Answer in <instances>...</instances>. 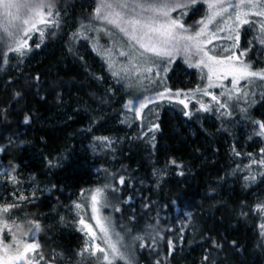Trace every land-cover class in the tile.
<instances>
[{
  "label": "trees",
  "instance_id": "obj_1",
  "mask_svg": "<svg viewBox=\"0 0 264 264\" xmlns=\"http://www.w3.org/2000/svg\"><path fill=\"white\" fill-rule=\"evenodd\" d=\"M63 2L74 6L77 18L89 16L84 0H57V6ZM60 37L57 33L54 43L45 40L18 68H11L10 58L6 65L0 61V149H4L0 161L7 168L9 162L16 165L13 175L19 183L36 189L16 211L48 226L38 239L50 264H97L87 253L77 255L83 248L81 233L65 212L98 177L99 187L107 178L112 183L110 174H124L126 184L119 192L120 212L107 208L109 213L119 228H130L133 235L154 225L164 236L158 251L166 264H205L208 251L215 264H264V239L258 228L264 214L253 210L264 201V183L258 182L257 175L252 182L244 180L249 175L243 167L249 163V147L241 156L234 155L224 132L218 131L231 122L223 123L207 113L185 119L182 109L165 105L159 109L160 130L153 149L146 140L136 139L140 121L133 122V129L128 126L127 134L119 130L127 96L117 82L109 84L103 62L91 49L79 50L76 43L69 52V41ZM242 45L240 41L242 48L249 43ZM253 64L261 67L264 61ZM36 75L40 87L29 90L25 85L34 84ZM168 77L177 89L184 85L175 70ZM17 91L22 92L19 99L14 97ZM165 109H172L174 117L167 119ZM25 115L30 116L29 124L23 123ZM209 117L221 125L209 124ZM183 119L191 126V134ZM113 125L108 148L102 149L99 141L95 146L87 143L109 133ZM82 133L86 136L80 137ZM171 159L183 164V169L170 164ZM181 170L183 176L178 175ZM3 192L0 186V197ZM129 196L131 201L123 203ZM16 203L20 202L14 197L4 202ZM209 238L218 240L222 248L213 249ZM167 239L175 244L170 255ZM135 255L136 264H153L155 259L148 248L137 246Z\"/></svg>",
  "mask_w": 264,
  "mask_h": 264
},
{
  "label": "snow or ice",
  "instance_id": "obj_2",
  "mask_svg": "<svg viewBox=\"0 0 264 264\" xmlns=\"http://www.w3.org/2000/svg\"><path fill=\"white\" fill-rule=\"evenodd\" d=\"M204 4L207 5L204 16L193 25H186L184 17L190 11H198V5ZM61 20L57 0H0V61L6 65L12 55L22 62L34 50L29 44L31 34L39 33V42L34 46L39 49L49 35L53 38L57 36ZM244 25L255 28L258 34L248 42V47L241 48L240 29ZM101 33L107 37L106 43L101 41ZM80 39L92 43V50L102 55L113 78L128 91L130 98L123 104L125 113L133 114L128 126L140 121L136 139L146 140L153 149L156 146L155 134L160 130L157 109L163 101H175L182 105V114L192 119L201 112L231 116L232 109L241 102L244 106L240 107V111L246 114L248 108L256 103L257 89H260V98L264 99V66L257 68L250 59H245L252 51L254 41L264 49V0H236L235 3L230 0H96L86 22L81 21L77 30L69 36V52L73 51L72 46ZM213 41H225L227 46L221 45L219 50L216 46L210 48ZM178 56L184 58L189 68L201 71V81L206 80L203 86L197 84L188 90H173L167 84L168 74L173 70L172 65ZM33 79L34 84L25 85L29 90L40 87V76L36 75ZM226 80L230 81V87L224 83ZM213 88L221 89L219 96L211 91ZM21 96V91L14 93L17 99ZM205 97H210V100L205 101ZM190 104H193L194 110L189 109ZM151 116L155 119H150ZM23 123L29 124L30 116L25 115ZM252 123L258 126L256 135L264 137V121L252 120ZM96 139L112 143L108 137ZM233 153L241 155L235 147ZM247 156L249 163L243 167L249 170V175L244 176V180L252 182L256 179L250 171L252 166L264 168V148L260 149L258 159L252 153ZM169 163L179 169L184 167L175 159ZM240 167L237 165V169ZM8 168L10 171L6 169L0 175L19 183L13 175L16 165L9 162ZM110 175L111 184L90 192L91 218L95 220L99 235L93 225L87 223L79 211L77 213L78 224L90 237L77 255L87 253L97 264H114L117 260L124 261V264H136L138 246L148 248L150 254L155 255L153 264H166V257L161 258L158 251L159 241L164 236L154 225H146L143 234L133 235L130 228L117 231L111 215H100L104 208H111L114 212L121 210L119 192L126 184V176ZM178 175L183 176L184 171H179ZM131 179L127 178L129 184ZM27 199L20 195L17 197L20 203L0 205V232L7 229L12 239L11 245H5L0 240V264H50L38 239L40 232L48 230V226L28 213L16 211ZM131 199L129 196L122 202L129 203ZM85 203L73 202V205L82 211ZM145 207L150 205L145 204ZM253 210L264 214V201L257 202ZM130 219L134 221L136 218L132 216ZM9 220L11 223H8ZM258 228L260 237L264 239V222ZM146 240H150V243H146ZM209 243L213 249L222 248L218 240L209 238ZM167 247L170 255L175 248L172 239H167ZM203 261L205 264H215L211 251L204 255Z\"/></svg>",
  "mask_w": 264,
  "mask_h": 264
},
{
  "label": "rangeland",
  "instance_id": "obj_3",
  "mask_svg": "<svg viewBox=\"0 0 264 264\" xmlns=\"http://www.w3.org/2000/svg\"><path fill=\"white\" fill-rule=\"evenodd\" d=\"M84 1L86 2L85 4H87V6H88V7H86V9L84 11L87 12L88 14H90L92 9L95 7L96 0H84ZM230 2L235 3L236 0H230ZM61 4L57 6L58 9L61 10V15H62L61 28L58 31L59 36H61L59 39H60V41H62V39H63V41H69L68 38L71 35V33H73L74 31L77 30L81 21L86 22L87 17L79 19L75 16L76 14L73 11L74 6L72 4H69V3L66 4V2H63ZM200 7L201 8L199 9V11H197V12H191L190 11L189 14L184 17V22L186 25H193L195 22L199 21L204 16V14L207 11V5L204 4ZM77 10L78 11L80 10L79 6H77ZM197 14H199L200 16H197ZM173 15L176 16L177 13H173ZM240 34H241V45H242V42L252 41L258 33H257L255 28H252L249 25H244L240 29ZM47 39L50 40L52 43H54L55 38L51 37L50 35L47 37ZM100 39L102 42H105V43L107 41V37H105L103 33L100 34ZM37 42H39V33L33 32L31 34V39L29 40V44L33 46L34 50H35V47H34L35 43H37ZM76 44L78 45L79 50H82V51H88V49H91V50L93 49L92 43L89 42L88 40H85V39H80L78 42H76ZM221 45L227 46V42H225V41H213V45H209V47L211 48L213 46H216L217 50H219V47ZM251 47L253 49H252V51H250L248 53L249 56L246 57L245 59H248V58L252 59V63H254V62L257 63V60L264 61V49L261 48V46L258 44V42L254 41V43ZM93 52L95 53L97 58H99V60L101 62H103V64L105 65V69H106V71L108 73L107 75L109 77L107 79L109 84H111V86L113 84H116V79L113 78V76L111 75V72L108 70L107 64L105 63V60L102 58V55H98L96 51H93ZM9 58H10L9 65H11V68H18V66L24 61V59H23V61L21 62L19 58H16L12 55H10ZM253 59H256V60H253ZM257 68H259V67H257ZM172 69L175 70V74L178 77L179 81H182L184 84L183 86H181L178 89L188 90L190 88H195L197 84H201V86H203V84L206 83V80L201 81V75H202L201 71L199 69H196V68H189L187 66V64L184 62V58L182 56L176 57L175 63L172 65ZM205 72H206V70H205ZM168 76H169V74H168ZM168 79H169V77H168ZM224 83L226 85H228L229 87L231 86L229 80L224 81ZM241 83L243 84V82H241ZM167 84L173 90L177 89L175 86H173L174 83H172V81L167 80ZM176 84L178 85V83H176ZM119 85H120L121 89H123V91H125V93H126V96H127V98L125 99V101H126L128 98H130L128 91L125 88H123L121 86V84H119ZM117 88H118V90H120V88L118 86H117ZM211 91L219 96L221 89L220 88H213V89H211ZM259 91H260V89H257L256 103L248 108V112L246 114L241 113V111H240V107L244 106L242 102L239 106H236L232 109V115L231 116H221V115H219V113H213V112L207 113V114L214 115L215 118H217L218 120H220L223 123L231 122V123H229L228 127H221V126H219L221 124L218 122H215L211 117H209L207 119V122L209 124L210 123H213V124L217 123V125L220 127V128H218V131L222 130V132H221L222 134L224 132L225 136L223 138L226 141L230 142V145L232 148L235 147V150L237 152L244 153L246 151V146H248L249 147V149H247L248 152L252 153L253 156L256 157L257 159L259 158L260 149L264 148V137L256 135V132L259 131V129H258V126L254 125L252 123V120L264 121V99L260 98ZM181 98H183V97H181ZM204 99H205V101H209L210 97H205ZM165 105L167 107L176 108L180 111L182 109V105L177 104L175 101H173L172 103H169L168 101H163L157 109L158 112H159V109L161 107H164ZM150 107H152V106H150ZM195 107H198V105H196ZM189 109L194 110L193 104H190ZM145 112H148V110L145 109ZM164 112L166 113L167 119H171L174 117V111L172 109H165ZM201 113H204V112H201ZM122 116L123 117H122L121 121H126V122L121 123V121H120L119 125H121V127H119V130L121 129V131L123 133L127 134V132L131 131V129L136 127V124L134 126H132L131 129H127L128 128V122H132V120H133V114L130 112L125 113V109L123 108V115ZM182 116L185 119L187 118L183 114H182ZM149 118L155 119L154 116H151ZM182 123H183L184 127H187L188 132L191 134V126L187 125V123L184 119L182 120ZM114 126L115 125L110 127L109 133H107L106 135H104L102 137H108L109 140L113 142V137H112L111 133L114 131ZM85 136H86L85 133L80 134V137H85ZM97 137H101V135L97 136ZM97 137L93 138L91 141H89V139H88L87 143H89L91 146H95L94 145L95 142L97 143L99 141L100 144H102V146H103L102 149L108 148L107 145L109 143L104 141V140H97L96 139ZM229 137L232 141L229 139ZM238 137H240L241 139H239ZM97 152H99V150ZM245 161L247 162V159H245ZM252 167H254V169H253L254 175H257V177H259L258 182L260 181L261 184H263L264 183V175H261L260 173H264V168H258L256 165H253ZM6 169L8 171H10L9 168H7L6 165H4L0 161V173H4ZM251 173H252V171H251ZM100 182H101V178L98 177L96 180V184L92 188L87 190L84 193V195L80 197V199L78 201H75L78 203H85L87 201V203H85V207L83 208L82 211L75 209L74 205L72 204L71 207L68 209L69 213L65 212L66 219L69 218V220L75 225V227H77L79 229V231L81 233L80 234L81 235L80 240L82 241V246H84L85 241L89 240L90 237L86 234V230H82V226L78 224L77 221L79 219V215H82L87 223L93 225L94 230L99 235V230L96 229V227H95V220H93L91 218L93 214H92L91 205H90V192H91V190H94L95 188L99 187L98 184H100ZM105 184H111L110 179L107 178L102 183L101 186H103ZM0 186H2L4 189V192L2 193V195L0 197V205H3L4 202L7 201V199H11V197L17 198L20 195H24L25 197L26 196H33L36 193L35 188L29 187L28 185H23L22 181H20V183H14L13 181L8 180L4 175H0ZM260 187H263V186L261 185ZM108 209L107 208L101 209L100 215L101 216L111 215V217L113 218V221L115 222L116 230L117 231H123L122 228L118 227L119 223H116L115 216H113V213L111 214V211L109 213ZM110 210H111V208H110ZM78 211H79V215L77 214ZM112 212H113V210H112ZM8 223H11V220H9ZM0 240H2L5 245H11V243H12L11 234L8 232L7 229H4L3 232H0ZM96 242L100 243L99 240H97ZM114 264H124V261L117 260L114 262Z\"/></svg>",
  "mask_w": 264,
  "mask_h": 264
}]
</instances>
